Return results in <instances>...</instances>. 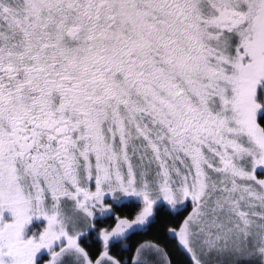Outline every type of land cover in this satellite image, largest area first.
Here are the masks:
<instances>
[{
  "label": "snow or ice",
  "instance_id": "snow-or-ice-1",
  "mask_svg": "<svg viewBox=\"0 0 264 264\" xmlns=\"http://www.w3.org/2000/svg\"><path fill=\"white\" fill-rule=\"evenodd\" d=\"M162 213L264 264V0H0V264H182Z\"/></svg>",
  "mask_w": 264,
  "mask_h": 264
},
{
  "label": "trees",
  "instance_id": "trees-1",
  "mask_svg": "<svg viewBox=\"0 0 264 264\" xmlns=\"http://www.w3.org/2000/svg\"><path fill=\"white\" fill-rule=\"evenodd\" d=\"M162 221H161V225H160V228H161V231L159 233V238L161 240L162 243H165L167 244L168 246V249L170 251V253L172 254V258L174 261H181L182 264H187V257L185 256H182L180 255L177 251H176V248H175V242L174 241H169L165 238V236L163 235V226H164V222L169 220L170 218L168 217V214L167 213H162ZM155 231L152 232V233H149L147 236H144V237H137L136 239L139 240V239H151L153 238V236L155 235ZM97 245L94 244L90 249L89 251L92 253L93 256H95L97 254ZM124 257V255H123Z\"/></svg>",
  "mask_w": 264,
  "mask_h": 264
},
{
  "label": "flooded vegetation",
  "instance_id": "flooded-vegetation-1",
  "mask_svg": "<svg viewBox=\"0 0 264 264\" xmlns=\"http://www.w3.org/2000/svg\"><path fill=\"white\" fill-rule=\"evenodd\" d=\"M95 243H91V244H89V243H85V246H86V248H88V250L94 245ZM97 248H98V245H97ZM98 250L99 249H97V252H98ZM127 252H125V253H123V255H124V257L126 258V257H128L129 255H130V253H127Z\"/></svg>",
  "mask_w": 264,
  "mask_h": 264
},
{
  "label": "bare ground",
  "instance_id": "bare-ground-1",
  "mask_svg": "<svg viewBox=\"0 0 264 264\" xmlns=\"http://www.w3.org/2000/svg\"><path fill=\"white\" fill-rule=\"evenodd\" d=\"M127 254V253H126Z\"/></svg>",
  "mask_w": 264,
  "mask_h": 264
}]
</instances>
